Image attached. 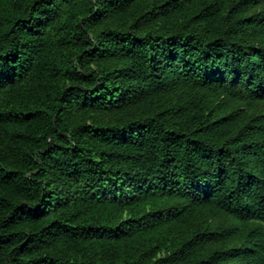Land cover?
I'll list each match as a JSON object with an SVG mask.
<instances>
[{
	"label": "trees",
	"instance_id": "1",
	"mask_svg": "<svg viewBox=\"0 0 264 264\" xmlns=\"http://www.w3.org/2000/svg\"><path fill=\"white\" fill-rule=\"evenodd\" d=\"M261 4L0 0V264H264Z\"/></svg>",
	"mask_w": 264,
	"mask_h": 264
},
{
	"label": "rangeland",
	"instance_id": "2",
	"mask_svg": "<svg viewBox=\"0 0 264 264\" xmlns=\"http://www.w3.org/2000/svg\"><path fill=\"white\" fill-rule=\"evenodd\" d=\"M263 9H264V4H261L258 7V11H262ZM7 95L8 94L6 93V91H3L0 93V109L4 108L8 104L7 103ZM159 234H160L159 232H156L151 237L145 236L143 239V242H138L137 244L130 243L128 250H130L131 254H134L135 256H139L147 248H152L153 246L156 245V243L154 241H151V239L154 238V236H158ZM163 236L164 235L162 234V236L160 238L163 239ZM163 255H164V253L161 252L157 255V257H161Z\"/></svg>",
	"mask_w": 264,
	"mask_h": 264
}]
</instances>
